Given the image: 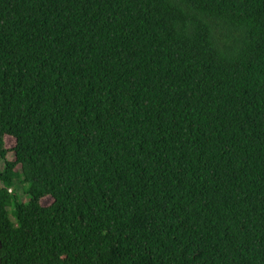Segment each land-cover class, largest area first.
<instances>
[{
  "label": "trees",
  "instance_id": "16d2710c",
  "mask_svg": "<svg viewBox=\"0 0 264 264\" xmlns=\"http://www.w3.org/2000/svg\"><path fill=\"white\" fill-rule=\"evenodd\" d=\"M0 259L264 264V0H0Z\"/></svg>",
  "mask_w": 264,
  "mask_h": 264
},
{
  "label": "rangeland",
  "instance_id": "374dc122",
  "mask_svg": "<svg viewBox=\"0 0 264 264\" xmlns=\"http://www.w3.org/2000/svg\"><path fill=\"white\" fill-rule=\"evenodd\" d=\"M14 145H15L14 140L8 138V139H7V145H6L7 148H8V149H12V148L14 147ZM9 159H10V160L14 159L12 153L9 155ZM17 187H18V188H17V193H18V195L20 196V199L22 200V202H28V201H29V198H28V195L24 193V188L21 187V186H17ZM52 203H53V200H52L51 198L45 199V200L43 201V204H44L45 206H49V205H51Z\"/></svg>",
  "mask_w": 264,
  "mask_h": 264
},
{
  "label": "water",
  "instance_id": "95a60500",
  "mask_svg": "<svg viewBox=\"0 0 264 264\" xmlns=\"http://www.w3.org/2000/svg\"><path fill=\"white\" fill-rule=\"evenodd\" d=\"M2 263V260L0 259V264Z\"/></svg>",
  "mask_w": 264,
  "mask_h": 264
}]
</instances>
